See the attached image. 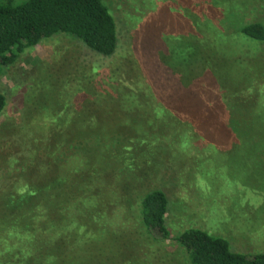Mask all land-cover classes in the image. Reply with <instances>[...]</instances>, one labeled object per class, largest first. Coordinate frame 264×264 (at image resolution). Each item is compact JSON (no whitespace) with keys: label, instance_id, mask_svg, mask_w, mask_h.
<instances>
[{"label":"rangeland","instance_id":"rangeland-1","mask_svg":"<svg viewBox=\"0 0 264 264\" xmlns=\"http://www.w3.org/2000/svg\"><path fill=\"white\" fill-rule=\"evenodd\" d=\"M102 2L117 27L112 56L56 35L25 50L0 74L7 102L0 115V264H57L71 253L81 258L79 264H111L142 247L161 264H188L174 240L188 227L224 237L234 251H264V150L242 149V141L252 137L249 128L230 133L216 115L205 116L204 110L216 109L217 93L202 100L199 91L200 101L190 106L187 98L168 102L177 81L194 98L211 72L224 91H235L232 61L264 56V43L238 31L247 23L264 25V0ZM184 42L191 47L187 55L179 51ZM259 67L260 74L241 75L235 91L249 105L264 95V58ZM258 103L254 114L238 116L237 108L228 107L224 118H264V97ZM260 123L264 136V119ZM57 143L62 169L50 170L46 150ZM53 174L65 180L42 196L49 217L36 212L31 195L25 197L28 216L23 214L28 185ZM156 189L168 199L173 240L164 243L152 242L140 220L142 197ZM79 211L87 228L72 222ZM129 243L135 247L126 252Z\"/></svg>","mask_w":264,"mask_h":264},{"label":"trees","instance_id":"trees-1","mask_svg":"<svg viewBox=\"0 0 264 264\" xmlns=\"http://www.w3.org/2000/svg\"><path fill=\"white\" fill-rule=\"evenodd\" d=\"M182 28H184V26H182ZM238 31L245 39L264 43V25L261 23L244 24ZM56 35L71 37L82 43L89 50L105 57L112 56L116 52L118 46L117 27L114 17L102 0H23L17 3L8 0L0 3V74L9 67L14 66L25 50L32 49L44 40ZM179 51L187 55V53H190L191 47L187 42H184V45L179 46ZM252 56L255 58V62L251 61L245 63L238 58L232 61L230 70L234 71V75L229 79H231L230 81L232 83H235L238 77L237 86L232 88L233 90L236 91L242 84V82L239 81L241 75L248 79L252 73L254 75V71L258 72V74L262 72V67L260 68L259 66L264 56L261 58L254 54ZM218 67H221V63H218ZM220 70H222V67ZM220 70L218 71L219 73L221 72ZM243 70H250L251 72ZM211 74H213L212 77ZM216 74L211 72L209 73V78H204L200 81L198 92L195 94L194 98H190V94H186L187 89L183 87L179 79L180 81L174 84V87H177L176 92L169 97L168 102L173 101V103H178L180 100L187 98L188 102L186 106H190L192 102L196 101V103H198L200 101V94H202L201 99L205 100L210 98L207 96V93L209 95L217 93L216 109L213 112H210L208 110L209 108L204 110L203 113H206L205 116L215 117L214 115H216L219 121L218 124L221 125V127L223 126L224 129L230 133L237 134L241 130L249 128L252 137L242 141V149L264 150V144L261 143V137L263 139L264 136L261 135L262 130L259 129L261 126L260 121L264 118H259L257 116L255 119L249 120L250 122L242 118L236 119V122H230L229 119L224 118V116H226L225 110H227L228 107L233 110L237 108L238 116L247 111L250 112V114H254L252 110L253 107L262 104L258 102L263 101L264 95L256 97L252 104L249 105L245 98L243 99L238 96L240 93L237 95L235 91H224L223 89L225 87L222 85L224 83ZM262 80H264V73ZM179 82L181 84L178 85ZM257 84L258 83L255 84V88ZM209 85L215 87V91H213ZM226 87L228 86L226 85ZM199 91L201 92L200 94ZM6 103V96L0 91V115L5 110ZM231 114H233V112L229 113V115ZM138 120L139 119L135 118L133 122L137 124ZM223 120H226L225 125ZM130 124L133 125L132 122ZM187 124L192 128L189 122H187ZM188 133L189 131L187 130L185 134L188 135ZM56 134H58L57 138H62V130H58ZM214 135L215 134L208 136L207 133L203 136L213 137ZM71 136L74 137L73 135ZM56 145L57 146L49 147L51 148L50 150H46L49 156L48 164H51L50 170L52 166H56L58 170L62 169L58 163H56L58 161L56 160L57 155L55 154V150H59L58 143ZM84 149L85 148H83V150ZM240 149L241 147L237 150ZM93 156L92 154L88 158L91 159ZM63 175L64 174H53L51 179H44V181L38 185L30 183L22 197L24 200L23 214L28 216V211L30 210H28L29 208H25L24 205L28 203L26 198H29L31 195L33 196L32 201L35 203L34 207L37 209L36 212L41 215L47 214L49 217L51 209L49 205H44L42 201L45 200L42 196L51 193L58 185L63 183L65 180ZM80 188L82 189L83 187ZM167 210L168 199L165 192L160 189L147 192L141 199V226L146 236L154 243H164L172 239L169 237V230L166 224ZM81 213V211L76 213L72 218V222L78 227L87 228V218L84 212ZM39 219H41L43 223L47 221V219L43 217ZM52 221L55 223L59 222L57 219ZM90 222L98 229L99 226L97 222L93 223L92 220ZM99 231L101 232L100 229ZM119 237H121V235ZM97 238L100 237L97 236ZM97 238L94 239L99 240ZM112 240L114 241V239ZM112 240L111 243H113ZM174 240L182 248L188 264H264V251H259L254 254L234 251L231 249L227 239L222 236L210 234L198 227H188L182 230L174 237ZM133 247L135 246L129 243L126 244L124 248L126 252H128ZM88 249L89 248H84L80 250L86 255L85 252H87ZM84 255H82V258ZM129 255L128 252L120 262L112 261L111 264H161L160 258L149 249L143 250V247L132 253L131 257ZM80 260L81 258L77 254L71 253L69 260L59 261L57 264H79L81 263Z\"/></svg>","mask_w":264,"mask_h":264}]
</instances>
